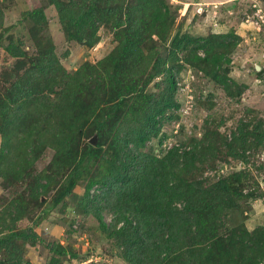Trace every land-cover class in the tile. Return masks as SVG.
Masks as SVG:
<instances>
[{"label": "trees", "instance_id": "1", "mask_svg": "<svg viewBox=\"0 0 264 264\" xmlns=\"http://www.w3.org/2000/svg\"><path fill=\"white\" fill-rule=\"evenodd\" d=\"M49 4L69 40L93 48L105 27L117 45L75 72L62 66L51 45L29 58L24 75L14 71L0 85V178L6 189L16 184L25 189L0 212V264H29L26 246L43 240L32 228L15 225L39 224L78 185L85 187L83 213L98 220L128 264H264V229L249 232L242 225L230 230V238L219 233L223 210L248 197L245 174L189 181L193 170L217 155L214 130L208 127L202 138L181 141L160 156L154 148L146 150L153 140L167 138L165 126L179 118L178 79L185 66L240 98L243 86L231 79L228 67L241 38L234 31L172 36L176 17L168 0ZM28 16L36 23L35 36L45 11ZM5 49L17 59L27 55L13 37ZM95 135L97 143L91 144ZM221 141L228 157L243 160L264 144V128L245 123L232 140ZM48 150L52 160L39 171L36 165ZM95 186L99 194L92 195ZM51 195V203L42 201ZM105 210L113 214L111 224ZM48 248L53 256L48 264H64L69 254V260L78 259L61 244Z\"/></svg>", "mask_w": 264, "mask_h": 264}, {"label": "rangeland", "instance_id": "2", "mask_svg": "<svg viewBox=\"0 0 264 264\" xmlns=\"http://www.w3.org/2000/svg\"><path fill=\"white\" fill-rule=\"evenodd\" d=\"M49 2L0 0V85H6V79H11L10 74L14 71L24 75L30 67L29 58L51 45L69 72H75L85 63L96 64L116 48L111 31L105 27L100 28V42L93 48L69 40L60 23L58 10ZM168 3L176 17L172 36L189 33L194 37H206L234 31L241 38L230 55L232 63L228 68L231 79L243 86V93L240 98L229 96L223 87L200 70L185 66L178 79L179 118L165 126L163 132L167 138L163 137L162 142L153 140L146 150L154 148L155 154L160 156L181 141L195 136L202 138L208 127L214 130L213 140L220 141L216 143L217 155L193 170L189 181L212 183L231 174L244 173V193L248 197L237 200L234 208L223 210L218 221L219 233L230 238V230L242 225L249 232L264 229V144L248 151L243 160L228 157L227 149L221 145L223 137L232 140L233 133L245 123H262L264 128V0H168ZM41 8L45 11L46 21L34 36L32 28L36 23L28 15ZM12 37L16 45L23 47L26 57L17 59L6 51L5 46ZM200 55L204 56L202 52ZM1 141L0 135V145ZM53 155L50 150L42 153V159L36 165L39 171L47 167ZM24 191L22 184L4 188L0 178V212ZM91 194H99L98 186ZM52 195L49 198L44 196L42 201L51 203ZM84 195L85 187L78 185L39 224L23 220L15 225V230L32 228L43 240L37 246H26L24 257L29 264H48L53 257L48 248L52 244H61L70 253L77 254L76 260H69V254L63 259L64 264H128L121 257L117 242L107 237L98 220L83 213ZM112 216L110 210L103 212L107 224L112 223Z\"/></svg>", "mask_w": 264, "mask_h": 264}, {"label": "water", "instance_id": "3", "mask_svg": "<svg viewBox=\"0 0 264 264\" xmlns=\"http://www.w3.org/2000/svg\"><path fill=\"white\" fill-rule=\"evenodd\" d=\"M97 139H98V137H97V135H95V136L90 140V143H91V144H96V143H97Z\"/></svg>", "mask_w": 264, "mask_h": 264}]
</instances>
